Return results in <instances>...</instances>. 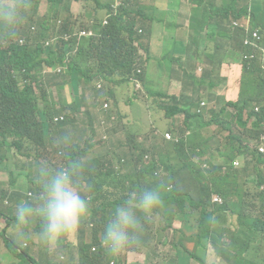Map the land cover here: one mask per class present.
Masks as SVG:
<instances>
[{
    "label": "trees",
    "instance_id": "obj_1",
    "mask_svg": "<svg viewBox=\"0 0 264 264\" xmlns=\"http://www.w3.org/2000/svg\"><path fill=\"white\" fill-rule=\"evenodd\" d=\"M80 1L90 9L91 29L95 36L78 39L77 30L82 25L83 14L78 17L72 14V0H47V10L42 16L38 15L37 7L30 11L39 0H24L29 9L16 28L17 38H10L6 29L0 30V175L9 178L0 186V205H4V209L0 207V218L4 210L12 214L14 204L27 198L28 193L39 191L37 171L40 167L64 166V156V164L54 163L57 154L61 153L54 145V139L68 134L73 140L69 157L86 162L82 182L90 190L92 202H100L91 216L99 210L106 221L107 213L111 215L114 206L125 203L131 189L155 186L163 180L166 185L163 206L168 209L165 211L162 206L155 213L161 217L159 229H168L167 243H162L159 248L173 249L165 264L183 262L184 254L188 255L189 261H200L203 259L200 249L208 245L215 248L222 245L219 252L225 264H264V153L259 150V146H264V109L244 116L245 109L254 103L256 108L264 103V65H257L249 57L245 31L237 27L248 18L263 21L264 0H181L178 5L176 0H165L168 6L165 17L156 12L148 13L152 7L146 1L161 0H120L116 9L113 6L115 0ZM218 1H221L220 6ZM190 13H195L199 19L204 13L209 17L208 28L221 37L219 42L207 41L209 44L232 46L235 62L243 68L241 79L244 84L237 102L225 103L218 110L207 106L198 112L194 109L197 104L193 98L184 100L159 93L168 99L161 105L166 115L173 117L184 113L185 120L181 117L174 124L169 119V127L163 130L151 104H147L151 126L142 134L136 130V125L142 127L138 113L134 112L136 97L128 103L113 104V107L109 104L104 108L105 103L97 101L98 89L93 88L95 98L91 101L87 89L95 80L110 83V87H106L109 99L116 98L118 86L129 83L140 88L143 82L145 88L150 89L146 78L153 56L147 48L146 55L140 52L139 46L143 44L139 31L157 34L162 42L164 32H174L169 27V14L184 19ZM65 14L66 19L62 21ZM182 25L178 22L175 28ZM204 28L201 25V30ZM21 39H24L22 44ZM160 51L169 52V68L198 63L197 52L184 59L186 54L182 48L169 50V47L157 46L154 55ZM205 59L203 64L198 63L202 69L199 90L206 82L211 88L217 86L212 79L215 73L204 69ZM44 66H49L51 71L45 72ZM73 77H77L76 83L72 81ZM71 85L75 90L79 88L80 96L72 97L70 101L66 87ZM54 87L58 97L53 93ZM135 92L143 93L139 89ZM235 108L239 109L237 124L228 119ZM63 111H73L74 116L54 123L55 115ZM81 112L87 114L89 120L79 130L81 141L75 142L69 124H74ZM207 113V125L197 126L198 119ZM180 121L182 124H178ZM113 122L116 130L119 127L126 129L133 138L118 144L102 140L108 142L106 153L93 152L95 143L87 138L90 128L93 126L96 131L105 128L109 133ZM210 125L216 126V133L206 136L205 130ZM167 131L174 132L172 139L166 138ZM222 133L225 135L216 141L214 135ZM111 147L116 149L112 157ZM237 158H243V166ZM14 168L27 170V188L17 185L19 176ZM217 197L220 200H215ZM188 207L197 208L198 228L193 233H188ZM231 217L240 224L237 234L223 228L230 223ZM145 219L141 216L142 221ZM176 221L182 223L181 228L173 227ZM98 225L97 237L92 233L91 238L98 246L97 260L106 264L107 256L112 253L101 241L105 223L99 220ZM226 237L232 241L225 242ZM144 240V235H140V241ZM189 241L195 243L194 251L189 250ZM34 243L37 244L35 240ZM154 247L149 245L152 251ZM159 248L155 251L156 258Z\"/></svg>",
    "mask_w": 264,
    "mask_h": 264
},
{
    "label": "rangeland",
    "instance_id": "obj_2",
    "mask_svg": "<svg viewBox=\"0 0 264 264\" xmlns=\"http://www.w3.org/2000/svg\"><path fill=\"white\" fill-rule=\"evenodd\" d=\"M177 5L181 3V0H176ZM47 0H39L37 3V6H32L30 11L33 10L35 7L38 8V15L42 16L46 10H47ZM165 6L161 9L162 12L165 11ZM36 11V10H35ZM70 11L74 14H78V10L76 8L70 9ZM37 16V19H40V17ZM65 16L61 17L62 21H65ZM179 23H184L186 25V29H178L174 32H164L162 37V44L164 46H170L173 45L178 40H184L185 42L193 41V45L191 46V51H194L196 49L198 55L200 56H209L212 57L214 62L216 64H219V58L224 59V51L225 48L223 47H217L214 45H211L207 42L205 39V33L201 32V25L199 23V17L195 13H190L187 18L179 19ZM253 27V25H252ZM79 28V27H78ZM254 28V27H253ZM143 38V43H145V39ZM20 44L24 43V39H21ZM142 53V51H140ZM232 59L234 58V53H231ZM231 59V60H232ZM257 65H260L263 67L264 65V53L260 52L257 55V58L255 59ZM206 65H204L205 70H211L209 61L205 59ZM61 68L66 69L65 66L60 65ZM44 71H51L49 70V66H44ZM212 79L216 81L217 86H220L223 88L224 83L219 81V75L214 74L212 76ZM72 81L76 83L77 77H73ZM146 84L147 86L154 91H165L167 86L169 85V52L167 51H160L157 52L155 55H153L150 67L148 69V74L146 78ZM110 87V83L105 80H95L91 84V86L87 89L88 96L90 97L91 101L94 102L95 98V92L94 89H98L99 91V97H98V103L101 104V102L106 103L108 102L113 107V104H119L120 103H128L131 99L137 98L138 101L135 102V113H138L137 117L140 119V122L142 123V127L138 128L136 125V130L142 134L147 133L150 130V120H149V114H148V108L147 104H151V107L153 109V112L155 113V116L158 118V123L160 127L165 130L169 127V118L165 116V113L162 109L159 108L158 102L161 100L159 97L152 96L145 88L143 82L140 88H137L136 86H132L130 83L125 84L123 87L118 86L115 90V99L111 98L109 99V96L106 95V87ZM217 86H213V88L210 87L205 90L202 93V96H205L209 91H213L217 88ZM245 88V86H244ZM243 88V89H244ZM139 89L144 93H136L135 91ZM53 93L56 97H58V91L57 88L54 87ZM66 96L68 100L71 101L72 97L78 98L80 96L79 88L75 90V87L73 85L66 87ZM112 100V101H111ZM206 101V100H205ZM210 107V104H208ZM104 108L105 104L103 105ZM220 108V105L217 107V110ZM198 106L195 111H197ZM238 108H235L233 112L229 114L228 119H232L234 124H237V117H238ZM83 112V111H82ZM82 112L78 115V119L75 121L74 124H69L70 133L73 134L74 141L80 142V134L79 130L84 127L88 123V116L87 114ZM64 116L65 120L68 118H72L74 116L73 111H63L55 117H61ZM209 116L205 115L204 117L198 119L196 125L203 128L207 125V120ZM64 120V121H65ZM63 121H56L54 120V123H61ZM107 125H110L109 121H105ZM259 123L262 124V119L259 120ZM178 124H182V121H180ZM98 126V125H97ZM127 127V126H126ZM128 128V127H127ZM130 129V128H128ZM110 132L107 133L105 128H103V131H96V129L93 128V126L90 128V131L87 135L88 139H91L92 142L95 143V147L93 148V152H102L106 153V150L108 147L106 146V143L108 142H102V140L111 141L115 144H118L120 141L125 142L128 139H132L133 136L131 133H128L126 129H122L119 127L116 130V124L115 122L112 123V125L109 128ZM264 131V128H263ZM176 133V132H175ZM213 133H216V126L210 125V128L208 130H205V135L209 136ZM228 131L226 134L228 135ZM162 134V132H161ZM174 135V132H172ZM225 134L222 133L220 135H214V138L216 141L220 139V137H223ZM111 137V138H110ZM253 143H255L253 141ZM111 154L110 156H115L116 149L114 147L110 148ZM62 155L61 153L57 154V158L55 159L56 164H64L62 162ZM115 162H117V159H115ZM14 171L19 176V179H17V185L21 186L23 189L27 188L26 182H28L27 178V170L20 171L18 168H14ZM35 171V169H34ZM8 180V176L0 175V186L2 187L3 181ZM31 186H35L33 184H29ZM81 192L84 193L85 196H87V200L89 201V206L93 209H96L100 202H94L91 203V200L89 199L90 196V190L86 187L85 182H82L81 185ZM30 192V191H29ZM29 195V193H28ZM92 197V196H91ZM261 203L258 202V205ZM1 209H4V205H0ZM163 209L166 211L168 209L167 206H163ZM91 210V212H92ZM156 212V211H155ZM153 213L151 217L145 219L144 221L141 220L142 224V230L141 235H144L145 239L144 241H140L139 244L134 245L135 248L130 247L126 249L124 252H121L117 255H109L108 258H115L117 261V264H119V261L122 262V264H165V259L173 252V249H163L159 248V246L162 245V243H167V232L168 229L160 230L158 225L160 224V216L156 213ZM186 212L189 214V229L188 233H193L198 226L195 220V214L197 212V208L188 207L186 209ZM109 213H107V219L109 217ZM101 220L102 222L106 223L105 220L102 219V212L96 211L94 212L93 216H89L88 220L83 224L81 231L84 234V237L81 236V232L77 236V243L80 245L79 247L75 246L72 238H70L68 241L64 244V249L66 252V255L68 257L69 264H103L101 261L97 260L95 255H92L89 253V244L91 242V235L94 234L95 237L98 235V221ZM174 228L178 229L182 227V223L179 221H176ZM223 228L229 229L231 232L237 234L240 224L238 220H233L232 222L225 225ZM225 242H231L232 239L230 237H226L224 239ZM94 244V243H93ZM149 245H153L154 251H152L149 248ZM195 243L193 241L188 242V248L190 251L195 250ZM159 248V257H155V251ZM222 248V245H219L218 248H215L212 245L203 246L200 249V254L203 255V259L198 261L196 259L188 260V255L184 254V260L181 262V259H179V262L177 264H225L224 259L221 257L219 249ZM225 250H231V248H225ZM140 252L141 254H139ZM29 254L32 259H28L27 255ZM0 264H53L52 257L45 254L37 244L34 243V240L32 242L24 241L18 238L17 236V229L14 221L13 214H10L7 210H4V213L2 214V217L0 218Z\"/></svg>",
    "mask_w": 264,
    "mask_h": 264
},
{
    "label": "clouds",
    "instance_id": "obj_3",
    "mask_svg": "<svg viewBox=\"0 0 264 264\" xmlns=\"http://www.w3.org/2000/svg\"><path fill=\"white\" fill-rule=\"evenodd\" d=\"M120 2V0L114 1L115 9ZM28 9L29 4L24 0H0V30L6 29L9 37L16 39L18 36L16 28ZM92 24L82 22L77 33L86 29L92 30L93 36H95V31L91 29ZM237 27L245 31L244 40L249 50V57L256 62L258 53H264V20L248 18ZM139 33L142 35L140 41H143L142 37L145 39V43L142 42L143 46H139V50L143 55H146L145 48L148 49L146 39L151 35V32L143 33L140 30ZM81 37L92 36H78V39ZM201 81L202 78L198 80V96L196 99L193 98L198 106V112H201L202 108L207 105V102L203 100L207 94L202 96V89L207 82L199 90ZM168 90L169 85L163 92L147 90L153 96L161 99L158 105L164 113L165 110L161 108V105L168 99L158 95L159 93L184 99L183 96L169 94ZM197 106L194 107L195 110ZM258 106L261 108L256 110L257 112L264 109V103ZM165 116L173 120L174 124H177L181 117L183 121L185 120L184 113H178L173 117H168L165 113ZM72 142V136L68 134L54 139V145L66 158V163L62 167H40L37 171L39 191L17 201L12 209L18 238L28 242L35 240L38 247L52 257L53 264H69L64 244L70 238L78 236L80 232L84 237L81 228L91 214L89 201L81 192V182L87 165L84 160H73L69 157L68 150L71 148ZM259 150L264 153V146H259ZM165 190L166 185L163 180H160L155 186L134 187L130 190L125 203L113 207L101 236L103 246L110 253L117 255L140 243L141 216L149 218L164 205L163 193ZM77 245L80 246L78 243Z\"/></svg>",
    "mask_w": 264,
    "mask_h": 264
},
{
    "label": "crops",
    "instance_id": "obj_4",
    "mask_svg": "<svg viewBox=\"0 0 264 264\" xmlns=\"http://www.w3.org/2000/svg\"><path fill=\"white\" fill-rule=\"evenodd\" d=\"M149 6L152 8L148 10L149 15L153 13H158L161 15V17H165L167 14L168 6L166 4L165 0H161L160 2H146ZM221 1H218L217 5L220 6ZM165 6V11L162 12L161 9ZM76 8L78 10L77 15H73L75 17H78L81 13L83 14L81 20L82 22L85 23H93V18L91 17L90 9L84 3L83 1H73L71 4V9ZM180 18L177 17V15H172L169 14V27L172 28L174 31L178 29H186V25H183L180 28H175V24L178 23V20ZM208 21L209 17L204 13L201 15L199 19L200 25L204 26V30H201V32L205 33V39L207 41H214V42H219L221 40V37L218 34L213 33L209 28H208ZM224 33H230L233 34V32H224ZM227 35V34H226ZM147 46L149 52L154 54L155 48L157 46L160 47H169V50H172L174 48H182V50L185 52L186 56L184 59L189 58L192 54H195L197 51L196 49L194 51H191V46L193 45V41L190 42H185L184 40H178L176 41L173 45L170 46H164L162 42L160 41L159 37L157 34H152L146 39ZM213 43V42H212ZM223 48H225L224 51V59L219 58L220 62L219 64H216L212 57L209 56H200L198 55L197 60L199 64L204 63V59L206 58L209 61L211 71L217 75H219V81L224 83V87L222 88L219 84L217 88L209 93L203 98L205 102H207V105L210 104V107H218L220 105L223 106L225 103L228 102H237L240 96L241 89L243 87V80L241 79V71H242V66L241 64L235 62V52L232 51V46L228 45H222ZM231 53H234V58L232 59ZM232 59V60H231ZM187 64L184 66L181 65H173L171 68H169V94H175L178 96H183L184 99H189V98H197L198 96V80H201V67H199V64ZM210 87V85L207 83L204 85L202 89V93L207 90ZM203 107L202 110L205 108ZM256 106L255 103L253 104L252 107L245 109L244 111V116L248 117L251 115H254L256 113ZM260 112V111H258ZM209 116V113H207ZM252 121V120H251ZM264 125V122H263ZM241 164L243 163V158H237ZM88 198V197H87ZM89 199L91 200V197L89 196ZM91 203L92 200H91ZM90 209L92 210V207L89 206ZM235 220V218H229V222H232ZM72 240L75 244V246L78 247L77 245V236L72 237ZM21 241V239H20ZM93 239L91 238V242L89 244V253L93 252V254H96V251H93L92 248L93 246L98 247L97 245L93 244ZM92 244V245H91ZM103 245V244H102ZM91 246V248H90ZM98 249V248H97ZM107 250V249H106ZM108 251V250H107ZM109 252V251H108ZM28 259H32V257L29 254H26ZM114 255V254H112ZM110 261V264L112 261H115L117 264V261L115 258H108L106 261V264ZM222 264V263H219Z\"/></svg>",
    "mask_w": 264,
    "mask_h": 264
},
{
    "label": "built area",
    "instance_id": "obj_5",
    "mask_svg": "<svg viewBox=\"0 0 264 264\" xmlns=\"http://www.w3.org/2000/svg\"><path fill=\"white\" fill-rule=\"evenodd\" d=\"M77 34H78V36H93L94 35V32L92 30H86V29H84V30L80 31ZM203 104H205V103H203ZM105 105L108 106L109 103L106 102ZM260 108H261L260 106H257L256 110H260ZM54 120H56V121H60V120L61 121H64L65 120V117L64 116L54 117ZM165 136H166L167 139H172L173 138V134L170 131H167L165 133ZM215 200H220V199L217 197V198H215ZM92 250L93 251H96L97 250V247L96 246H93ZM111 264H116V262L115 261H112Z\"/></svg>",
    "mask_w": 264,
    "mask_h": 264
}]
</instances>
